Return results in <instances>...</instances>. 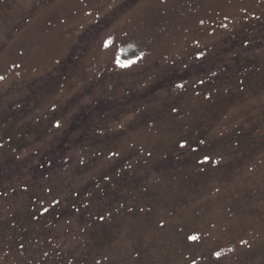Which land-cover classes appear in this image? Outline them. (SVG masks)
I'll return each mask as SVG.
<instances>
[{
	"label": "rangeland",
	"instance_id": "374dc122",
	"mask_svg": "<svg viewBox=\"0 0 264 264\" xmlns=\"http://www.w3.org/2000/svg\"><path fill=\"white\" fill-rule=\"evenodd\" d=\"M263 35L264 0H0V224L33 232L25 264H264V66L199 77L264 60Z\"/></svg>",
	"mask_w": 264,
	"mask_h": 264
},
{
	"label": "trees",
	"instance_id": "16d2710c",
	"mask_svg": "<svg viewBox=\"0 0 264 264\" xmlns=\"http://www.w3.org/2000/svg\"><path fill=\"white\" fill-rule=\"evenodd\" d=\"M262 40H264V39H262ZM260 64H261V66L262 65L264 66V60H262L261 58L258 59V58H256V55H253V56H250L247 59L244 58L243 61H241L239 63H234L233 65H228V64L221 65L220 68H216L217 69L216 73L208 72L206 70V72L203 73V75H201L199 77H205V78H202V81L205 84H207L206 86H212V85H214V84H212V83H214L212 81H214L215 79L216 80H218V78H224L225 79V76H223L222 74H228V73H232L234 71H247V69L258 68ZM211 68L212 67H210L209 69H211ZM244 78L246 79L245 80L246 83H252V82H254L253 79H251V78H248V77H244ZM251 80H252V82H250ZM6 119H8V114H7L6 118H5V120ZM21 134H23V133H21ZM202 134H204L206 136L208 135L207 131H205ZM2 136H5V135H2ZM2 136L0 135V138ZM229 139H232V138H229ZM97 140L101 141V137L100 136H96L94 139H91V141H89V143L91 142L90 145L94 144L95 142L97 143ZM21 147H23V146H21ZM21 147H20L19 150H21ZM19 150H16V152H18ZM170 155H173V154L171 153V154H169V156ZM169 156H168L167 159L161 161V163H162V164H160L161 167H164V166L170 167L171 165H173L175 163L180 164L181 166L182 165L183 166L185 165V167H186L187 164L189 163V160H190L187 157V158H183L181 161L171 162V160L169 159ZM129 157H131V156H129ZM38 158H41V157L39 156ZM8 160H9L8 157L7 158H4V162H8ZM120 164H126L125 163V160L121 161ZM120 164H118V166ZM156 164H158V162H155V163L150 164V165L153 168H155V165ZM129 171L130 170H127L128 173H129ZM120 178L118 177L117 180L114 183H112V184L107 183L105 185L104 189L112 188V187L116 186L117 184H119ZM42 212H44V208L41 209L34 217H36L37 215H40ZM63 214H65V212ZM97 218H98V216H96L95 218H93L91 220V222L88 224L91 228H93V229L90 230V227H89L88 228L89 231L87 230L88 231L87 236H88V239H89L90 242H93V240L97 237V233H96V230L97 229H99V231H101V233H100L101 236H99V237L102 238L101 239L102 241H104L108 237V235L110 234V231L108 229H106L105 226H103V225L97 226L95 224V219H97ZM7 223H9V221ZM8 227H9V229L11 228L12 231H14V229H15L16 231H18V233H21L22 237H20V240L18 241V243H14L13 244V240L10 242L9 240L6 239L7 236H5V235H6L7 232H5V230H1L2 229V226L0 224V264H25L26 261H28L27 254L30 252V250L34 249L35 246H36V245L30 244V240H29L30 237H31V234L33 232L30 233V234H28L29 236L25 238V235L23 236V232H21V229L20 228L19 229H17V227L16 228H13L14 225H11L10 223H9ZM37 234H38V237L42 235V233H40V232H37ZM14 248H16L18 250H14ZM95 248H97V250L99 248L98 247L97 239H96V247ZM98 252H99V250H98ZM25 253H26V255H25ZM89 254H90V251H84L82 249L80 255L84 257V259L82 260L83 262H85L86 261V258L89 257ZM100 254H101V252H100ZM69 255H70V253H66L63 257L60 258V260L61 261L66 260ZM4 258L7 259V261H5ZM101 260H102V263H104L105 260L107 261L108 259L105 257V258H103ZM69 261H71V260H69ZM71 263H73V261Z\"/></svg>",
	"mask_w": 264,
	"mask_h": 264
}]
</instances>
